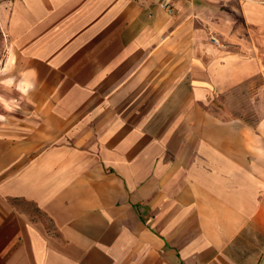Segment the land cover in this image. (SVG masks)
Returning <instances> with one entry per match:
<instances>
[{"label": "crops", "instance_id": "obj_1", "mask_svg": "<svg viewBox=\"0 0 264 264\" xmlns=\"http://www.w3.org/2000/svg\"><path fill=\"white\" fill-rule=\"evenodd\" d=\"M6 20L0 264H264V0Z\"/></svg>", "mask_w": 264, "mask_h": 264}, {"label": "rangeland", "instance_id": "obj_2", "mask_svg": "<svg viewBox=\"0 0 264 264\" xmlns=\"http://www.w3.org/2000/svg\"><path fill=\"white\" fill-rule=\"evenodd\" d=\"M13 0H0V64L5 60L6 56L9 54L10 50L13 49L11 44V38L10 35L7 33V10L9 7V4ZM2 77V73L0 71V79ZM5 94L9 96L11 94V91H7L4 89L2 82L0 81V95ZM248 95H246V98L244 100L243 96L241 94L236 93L233 99L231 100L229 104L230 111L234 114H237L239 110L241 111L242 108L247 107L249 109V102H248ZM1 98V97H0ZM1 100V99H0ZM262 108H264V102L262 105ZM0 112H3L2 104H0Z\"/></svg>", "mask_w": 264, "mask_h": 264}, {"label": "built area", "instance_id": "obj_3", "mask_svg": "<svg viewBox=\"0 0 264 264\" xmlns=\"http://www.w3.org/2000/svg\"><path fill=\"white\" fill-rule=\"evenodd\" d=\"M163 6H165V8H167V11L170 13L173 11V7L170 6L168 3H163Z\"/></svg>", "mask_w": 264, "mask_h": 264}]
</instances>
